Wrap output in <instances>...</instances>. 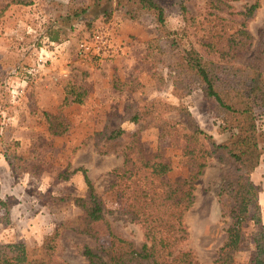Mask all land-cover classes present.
<instances>
[{"label":"rangeland","instance_id":"1","mask_svg":"<svg viewBox=\"0 0 264 264\" xmlns=\"http://www.w3.org/2000/svg\"><path fill=\"white\" fill-rule=\"evenodd\" d=\"M12 1L0 0V245L24 244L30 257L44 259V242L62 226L54 247L62 264H89L81 255L82 248L107 247L111 233L140 248L144 231L129 212L138 207H130L128 193L109 190L115 180L113 171L123 167V150L131 136L138 134L144 156L159 153L171 162L173 170L163 180L185 178L190 170L180 132L160 138L157 126L130 122L129 111L151 102L185 105L218 144L227 143L230 135L222 126L225 117L205 98L202 86L196 81L187 89L178 88L175 81L191 43L200 48L213 41L224 47L242 20L230 13L243 11L252 1H229L233 8L220 5L222 10H217L206 0H188L195 22L191 31L184 32L186 23L175 0H160L167 13L168 38L159 34L151 17L130 20L125 17L126 8L116 2ZM110 11L107 21L104 13ZM249 29L257 43L264 35V0ZM97 31L110 39L113 54L81 58L79 41ZM69 87L86 92L83 104L64 105ZM45 113L65 119L68 131L52 134ZM161 115L181 120L176 113L162 111ZM259 124L264 147V120ZM115 127H122L127 135L112 142L95 136ZM78 169L87 170L105 202L104 222L89 224L84 211L69 199L61 200L88 194L83 172L69 174ZM232 179L231 167L214 156L196 184L194 205L185 216L190 238L182 246L202 264L213 263L226 241L231 223L227 213L232 206L228 182ZM251 179L260 189L262 224L244 225L245 242L234 255L235 264H251L253 236L264 227V156ZM148 189L157 196L162 192L158 180ZM87 228L97 240L79 232ZM165 251L163 240L160 253Z\"/></svg>","mask_w":264,"mask_h":264},{"label":"trees","instance_id":"2","mask_svg":"<svg viewBox=\"0 0 264 264\" xmlns=\"http://www.w3.org/2000/svg\"><path fill=\"white\" fill-rule=\"evenodd\" d=\"M102 1L116 2L118 6L125 7V17L130 20L149 16L157 25V31L162 37L168 38L171 35L166 30L167 13L160 0H96L98 3ZM187 1L175 0L174 3L186 23L184 32L191 31L195 22V16L190 12ZM206 1L212 4V8L222 10L220 5L233 8L229 1L235 0ZM251 1L243 11L230 13L241 16L242 20L235 32L226 38L224 47H218L213 41L202 43L200 48L191 43L185 50L184 63L175 81L178 88L187 89L196 81L202 86L205 98L214 103L219 116L225 117L222 126L229 132V140L227 143L218 144L212 135L201 128L185 105L160 106L151 102L131 108L128 120L140 127L145 124L157 126L161 132L160 138L168 137L174 131L182 134L186 142L185 164L190 172L185 178L163 180L173 170L171 162L162 158L159 153L152 157L144 156L139 146V136L134 133L130 143L123 150V167L113 171L115 180L110 184L109 190L128 193L130 207H138V210L132 209L129 212L143 229L145 241L138 248L133 242L111 233L107 247L82 248L81 255L89 264H202L192 251L182 246L190 238L185 216L194 205L196 184L214 156L231 167L233 179L228 182L232 206L227 215L231 223L227 229L226 241L220 248L217 259L211 264H235L234 255L242 250L245 242L244 225L262 224L258 201L260 189L254 184L251 176L264 156L259 124V120H264V35L254 43L255 37L249 29V22L261 8V0ZM12 3L27 4V1L13 0ZM104 16L108 21L112 11L104 13ZM154 42L156 40L151 41L152 44ZM171 45L177 47L174 39ZM246 48L248 49L244 53ZM117 88L120 89L121 86ZM85 96L86 92L82 88L69 87L64 105L83 104ZM162 111H168V114L176 113L181 118L180 122L163 117ZM45 116L52 134L64 135L68 131L66 121L61 116L49 113H45ZM126 135L127 132L122 127L106 129L95 134L96 137L110 142L123 139ZM78 171L84 174L88 194L61 200L69 199L84 211L89 224L104 222L108 212L105 202L95 191L87 170L78 169L69 174ZM61 177L68 179V176ZM156 180L160 182L162 189L158 196L148 189ZM61 228L63 227L60 226L54 235L44 242V259L30 257L24 244H6L0 245V264H62L57 259L54 248ZM79 232L91 236L94 240L98 239L89 228ZM163 240L166 251L162 254L160 245ZM253 241L255 255L251 264H264V227L258 228Z\"/></svg>","mask_w":264,"mask_h":264},{"label":"built area","instance_id":"3","mask_svg":"<svg viewBox=\"0 0 264 264\" xmlns=\"http://www.w3.org/2000/svg\"><path fill=\"white\" fill-rule=\"evenodd\" d=\"M113 52L110 39L99 31L95 32L91 38L80 40L77 45V54L81 58L102 57L106 54L111 56Z\"/></svg>","mask_w":264,"mask_h":264}]
</instances>
